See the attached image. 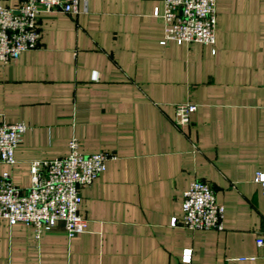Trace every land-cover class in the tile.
I'll return each mask as SVG.
<instances>
[{"label": "crops", "instance_id": "0c3cea01", "mask_svg": "<svg viewBox=\"0 0 264 264\" xmlns=\"http://www.w3.org/2000/svg\"><path fill=\"white\" fill-rule=\"evenodd\" d=\"M13 6L16 0H3ZM216 44L170 41L164 0H87L79 14H40V43L0 62V124L30 128L14 165L21 188L34 159L114 153L81 188L84 232L37 234L0 218V264H264V0H216ZM215 49V51H213ZM197 109L176 123V104ZM199 179L225 206L224 229L173 226ZM192 249L190 262L182 260Z\"/></svg>", "mask_w": 264, "mask_h": 264}, {"label": "built area", "instance_id": "2783aa9c", "mask_svg": "<svg viewBox=\"0 0 264 264\" xmlns=\"http://www.w3.org/2000/svg\"><path fill=\"white\" fill-rule=\"evenodd\" d=\"M0 0V62L16 61L26 50L40 43V14L43 11L63 10L79 14L87 0H16L13 6ZM164 20L163 45L170 41L216 44V0H164V8L155 10ZM215 51V49H213ZM197 109L192 102L176 104V123L189 124ZM30 128L25 122L0 124V163L14 165L15 151ZM67 155L53 159L31 161V184L21 188L13 182L11 173L0 175V218L10 224L23 222L33 227L38 236L51 231L58 221L64 223L69 239L86 230L88 220L79 211L81 188L90 185L107 168V162L116 158L114 153L98 151L85 154L73 138ZM255 181L264 195V172L258 171ZM183 214L174 217L173 226L196 229H224L225 206L217 201L211 186L199 179L191 182L183 193ZM264 245V237L257 239ZM192 249L184 250L182 260L190 262Z\"/></svg>", "mask_w": 264, "mask_h": 264}]
</instances>
